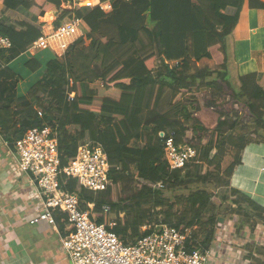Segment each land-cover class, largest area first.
Here are the masks:
<instances>
[{
  "label": "trees",
  "instance_id": "16d2710c",
  "mask_svg": "<svg viewBox=\"0 0 264 264\" xmlns=\"http://www.w3.org/2000/svg\"><path fill=\"white\" fill-rule=\"evenodd\" d=\"M103 1H111V13L78 7L61 10L54 27L73 14L89 32L69 46L62 60L46 64L25 97H16L17 78L7 66L40 37L39 19L60 10L65 0H0V34L12 46L0 51V135L13 148L27 129L54 126L61 169L75 159L80 145L99 144L109 162L110 188L91 192L64 175L59 183L78 196L81 209L89 211L98 225L114 223L111 231L125 244L148 234L141 231L145 225L167 224L180 231L192 228L191 240L209 248L224 205L236 232L252 234L258 224L264 225V209L231 189L229 179L251 139L262 141L264 70L261 52H250L257 70L240 75L235 87L228 72L226 39H249L251 9L256 12L253 29L264 28V0ZM130 10L137 14V28L128 22ZM143 15L151 29L145 27ZM139 36L146 45L118 60L135 41L143 43ZM204 60L213 66L202 65ZM24 67L35 72L41 65L30 60ZM95 82L100 86L93 88ZM68 92L75 94L73 101H68ZM167 93L170 108L161 111ZM229 99L246 107L255 126L250 134H241L240 113L217 111L216 101ZM202 108L219 113L211 128L194 116ZM167 138L176 146L193 148L197 163L171 171L164 157ZM225 149L235 150L236 158L221 172ZM212 168L218 190L192 194L184 212L176 210V201L164 197L172 188L205 185L213 177ZM131 184L136 185L134 190ZM159 185L164 189H154ZM103 206L110 211L103 212ZM53 218L60 230L68 226L60 223L63 217L58 212ZM248 252L249 264H264L257 261L260 251Z\"/></svg>",
  "mask_w": 264,
  "mask_h": 264
},
{
  "label": "built area",
  "instance_id": "2783aa9c",
  "mask_svg": "<svg viewBox=\"0 0 264 264\" xmlns=\"http://www.w3.org/2000/svg\"><path fill=\"white\" fill-rule=\"evenodd\" d=\"M64 3L58 17L61 10L72 11L75 7L100 10L104 14L113 10L111 1L65 0ZM40 25L41 35L28 52L50 51L56 60L65 57L72 41L83 36L82 28L87 27L73 14L57 27ZM11 47L10 40L0 34V51H8ZM72 85L70 82L69 86ZM74 97L73 92H68V101H73ZM38 115L41 117V112ZM56 134L54 126L27 129L13 147L15 168L17 175L30 177L34 188L31 200L36 201V205L30 225L45 222L54 226L53 212L64 216L68 233L61 239V248L70 264H209L212 245L205 248L201 241H192V228L180 231L167 224H148L141 228L148 234L125 244L111 231L114 223L98 225L89 211L81 209L78 196L60 186L59 176L76 179L85 190L104 192L112 186L107 156L99 144H82L77 148L75 159L61 169ZM160 137L164 138V134L160 133ZM164 154L171 171L184 170L198 159L193 148L176 146L168 138L164 141ZM154 189L163 190L164 186ZM102 210L110 211L108 206H103ZM219 229L216 227L217 232Z\"/></svg>",
  "mask_w": 264,
  "mask_h": 264
},
{
  "label": "crops",
  "instance_id": "0c3cea01",
  "mask_svg": "<svg viewBox=\"0 0 264 264\" xmlns=\"http://www.w3.org/2000/svg\"><path fill=\"white\" fill-rule=\"evenodd\" d=\"M49 12L51 15L46 16V13L39 19L40 24L54 26L60 11L53 9ZM146 16L143 15V23L146 28L151 29L152 26L145 22ZM46 17L48 19L51 17V20L47 21ZM249 23V39L239 41H234L232 37L226 39L228 72L230 81L235 87L239 86L238 77L240 75L257 70L256 62L250 57V52H261V66L264 70V28L253 29L256 25V12L252 9L249 11ZM84 29L86 33L89 32L87 27ZM78 38L80 37H76L72 43ZM45 53L41 51L38 54ZM49 53L51 57L45 54L47 55L45 66L56 59L52 52L49 51ZM25 56L27 59L24 58ZM216 57L221 58V55L217 53ZM30 60H37L41 65L37 54L27 51L7 67L20 81L29 71L24 64ZM14 64H18L17 70ZM19 81L15 84V96L25 97L31 87L27 90L21 87L20 93L18 92ZM194 116L197 118V113ZM252 141L254 140L251 139L242 151L229 183L231 189L247 195L255 204L264 209V141ZM15 167L14 148L0 135V264H70L61 248V239L68 233V226L60 230L57 223L54 226L45 222L37 225L29 224L36 205V201L31 200L34 188L30 177L17 175ZM60 215L63 217L60 223H66L64 216ZM255 229L257 230H254L252 234L244 233V231L237 233L233 224L231 230H227L226 227H221L219 232L216 230L217 233L212 243L213 254L209 264H249L245 255L250 249L253 252L260 251L256 258L257 261L264 263V225L258 224ZM241 244L245 245V248ZM255 246L261 248L256 249ZM252 255L255 257L254 253Z\"/></svg>",
  "mask_w": 264,
  "mask_h": 264
},
{
  "label": "rangeland",
  "instance_id": "374dc122",
  "mask_svg": "<svg viewBox=\"0 0 264 264\" xmlns=\"http://www.w3.org/2000/svg\"><path fill=\"white\" fill-rule=\"evenodd\" d=\"M63 5L65 6L67 4L65 3ZM128 16L130 17L129 21H128L130 23V25L135 26L137 28L138 19H137L136 12L134 10H130L128 13ZM50 18L51 17H49L48 21L51 20ZM82 33H83V35L86 34V31L83 28H82ZM138 40L143 42V43H138V41H135L133 43L132 47H130L128 50H126L125 53L123 54V56L121 58H119L118 60H123V59H126V57H130V54H132L134 50H139L141 47L146 45L145 41L143 40V37L139 36ZM39 52L40 51H37L34 54H37L38 59H40V61H41L42 66H41L40 70H37L35 72H30V71H27L25 69L27 72L24 74V77L22 78V80H20V81H19V79L16 80V83H18V81H19L20 87H18V92H20V93H21V87H24L27 90L28 87L32 88L34 86V84L37 83L36 81H38V79L42 76V72L44 70L46 58H47L46 56L48 55L51 57V55H49L50 54L49 51H45L46 52L45 54H47V55H45V54L40 55V54H38ZM24 58L27 59L26 56ZM213 64H214L213 62H208V61H204L202 63V65L208 66V67H212ZM198 65H201V64H198ZM13 66L17 70L18 64H14ZM22 83H24V84L21 86ZM99 86H100L99 82H95L94 84H92L93 88H97ZM236 87H238V85ZM170 101H171V96L169 93H167L164 96V99L161 103L160 110L166 111L167 109H169L170 108ZM216 102H217V108L216 109L219 112H223L225 114L240 113L239 125H241V134L242 133L243 134H250L251 132H253V130H255L254 123L252 120H250L247 109L242 102L237 103L235 100H232V99H229V100L224 101V102L217 100ZM197 118L201 121V123L205 127L209 128V127H212L213 125H215L216 122L219 120V113H217L216 111L211 110L209 108H202L199 112H197ZM260 136H261L260 139L262 138V141H264V131H260ZM260 139H258V141H260ZM252 142H256V140H254ZM235 155H236L235 150H231V149H225L224 150L223 160L220 164V168H221L220 171L221 172L224 171L234 161V159L236 158ZM258 159H260V158H258ZM211 171H212L213 177L210 180H208L205 185H201L200 183H197V184L191 185V186L186 187V188H184V187L172 188L170 190L164 191V193H163L164 197L168 200L176 201L177 202V204L175 205L176 210L184 212L188 206L187 205L188 198L192 194H196L197 192H201V191H206L210 194L211 192H214V190H215V192L218 190L217 189L218 184H217V181L215 179V178H217V173H216L215 169H213V168L211 169ZM135 186H136L135 184H131L130 190H134L136 188ZM227 206L228 205H224L223 207H221L219 209L218 224L216 227H220V228L226 227L227 230L228 229L231 230L233 228V222L231 221L232 215H231V212H229L227 210ZM114 219H115V217H114ZM197 230H199V229H197ZM254 230H257V229H254ZM241 246L243 248H245V245L241 244Z\"/></svg>",
  "mask_w": 264,
  "mask_h": 264
},
{
  "label": "bare ground",
  "instance_id": "6f19581e",
  "mask_svg": "<svg viewBox=\"0 0 264 264\" xmlns=\"http://www.w3.org/2000/svg\"><path fill=\"white\" fill-rule=\"evenodd\" d=\"M50 14H51V13L49 12V14H47V15H50ZM47 15H46V16H47ZM50 19H51V18H50ZM46 20L48 21V18H47V17H46Z\"/></svg>",
  "mask_w": 264,
  "mask_h": 264
}]
</instances>
